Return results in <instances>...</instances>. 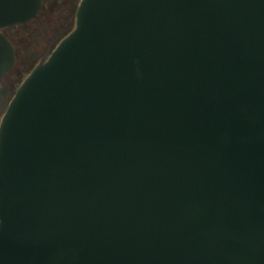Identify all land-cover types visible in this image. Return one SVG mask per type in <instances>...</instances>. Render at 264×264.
<instances>
[{
    "label": "water",
    "instance_id": "1",
    "mask_svg": "<svg viewBox=\"0 0 264 264\" xmlns=\"http://www.w3.org/2000/svg\"><path fill=\"white\" fill-rule=\"evenodd\" d=\"M0 264H264V0H81L0 124Z\"/></svg>",
    "mask_w": 264,
    "mask_h": 264
},
{
    "label": "flooded vegetation",
    "instance_id": "2",
    "mask_svg": "<svg viewBox=\"0 0 264 264\" xmlns=\"http://www.w3.org/2000/svg\"><path fill=\"white\" fill-rule=\"evenodd\" d=\"M81 0H41L37 16L0 29L14 48L13 67L0 80V124L7 105L29 74L48 59L76 24Z\"/></svg>",
    "mask_w": 264,
    "mask_h": 264
}]
</instances>
